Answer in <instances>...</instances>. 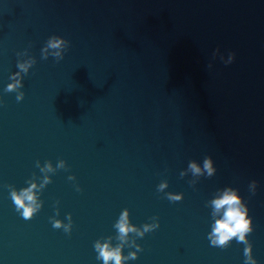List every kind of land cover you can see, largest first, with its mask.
<instances>
[{
    "label": "water",
    "instance_id": "obj_1",
    "mask_svg": "<svg viewBox=\"0 0 264 264\" xmlns=\"http://www.w3.org/2000/svg\"><path fill=\"white\" fill-rule=\"evenodd\" d=\"M54 35L70 41L59 61L42 58ZM25 51L36 63L18 101L5 90ZM209 156L215 175L181 177ZM45 175L26 220L9 185ZM227 187L250 209L264 264V0H0V264H103L95 242L120 243L124 209L140 228L160 222L126 264H245V244L208 239V202ZM69 214L70 233L53 227Z\"/></svg>",
    "mask_w": 264,
    "mask_h": 264
},
{
    "label": "clouds",
    "instance_id": "obj_2",
    "mask_svg": "<svg viewBox=\"0 0 264 264\" xmlns=\"http://www.w3.org/2000/svg\"><path fill=\"white\" fill-rule=\"evenodd\" d=\"M70 46V41L63 37L52 36L48 39L45 47L42 49V58L47 59L49 56L55 57L58 61L62 60L65 55V50ZM220 53V49L217 48V55ZM21 57H27L21 59L18 62L19 71L15 72L11 80L12 83L8 84L5 91L17 92V100L22 101L25 97V93L20 89L23 87V78L27 74L32 66L36 63L34 57L28 55V52L19 53ZM223 59V57H221ZM236 59V53L232 52L227 56V60H224L225 64H231ZM209 68L212 64L208 65ZM37 167H40V163L37 162ZM66 162L61 160L56 168H65ZM44 173L53 172L52 163L48 162L41 168ZM217 169L215 162L211 156L206 157L203 161V165L193 160L190 162L186 171L181 172V177L186 176L188 172H191L194 177H201L207 175L212 177L215 175ZM70 180H75V176H70ZM52 182V178L48 175L43 177V183L38 184L32 180L28 181L29 187L17 190L14 186L9 185L11 192V198L16 206V210L21 213L22 217L26 220L32 219L35 214L40 211L43 206V201L39 200L38 193L41 192L44 187ZM195 184L196 181H192ZM168 187V182H162L158 190L164 192ZM257 188V182L253 181L250 185V189L253 194ZM77 190H80L79 188ZM222 194H217L215 198L210 200L209 206L212 208V217L214 223L212 224V230L208 234V239L212 246L227 248L233 239H236L238 243L246 245L244 249V255L246 257L245 264H258L256 257L253 254V244L249 240V234L253 232V218L249 215L250 209L244 198L240 195L238 189L227 187L219 191ZM167 198L170 201L176 202L183 200V193H166ZM59 212L57 213V215ZM53 221V227L56 229L63 228L65 232L70 233L72 231L71 214L68 216L69 223L65 224L63 220L51 218ZM153 223H146L142 228L133 224L130 219V210L124 209L120 214V217L116 224L115 229L118 231L116 239L120 241L118 245H113L112 237H108L107 240L100 239L95 242V250L98 253L97 259L102 260L103 264H126V261L135 260L138 258L139 253L143 251L140 244L137 243V238H142L146 233L154 231L160 227L158 217H153ZM135 234L133 237L131 234ZM125 247H134L136 251H132L128 255L124 254Z\"/></svg>",
    "mask_w": 264,
    "mask_h": 264
}]
</instances>
